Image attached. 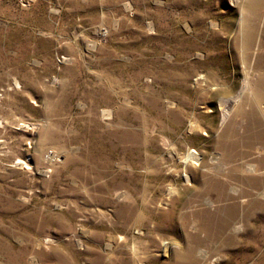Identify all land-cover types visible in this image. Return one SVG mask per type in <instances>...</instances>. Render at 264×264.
<instances>
[{
  "label": "rangeland",
  "instance_id": "374dc122",
  "mask_svg": "<svg viewBox=\"0 0 264 264\" xmlns=\"http://www.w3.org/2000/svg\"><path fill=\"white\" fill-rule=\"evenodd\" d=\"M263 115L264 0H0V264H264Z\"/></svg>",
  "mask_w": 264,
  "mask_h": 264
},
{
  "label": "bare ground",
  "instance_id": "6f19581e",
  "mask_svg": "<svg viewBox=\"0 0 264 264\" xmlns=\"http://www.w3.org/2000/svg\"><path fill=\"white\" fill-rule=\"evenodd\" d=\"M256 6L257 7H259V3L258 2H256ZM242 8H243V5L241 6V8H240V22H241V20H242V18H243V10H242ZM247 79L246 78H244V80H243V82H242V87H241V91H242V89L245 87V86H247ZM223 106V105H222ZM106 114V113H105ZM264 116V115H263Z\"/></svg>",
  "mask_w": 264,
  "mask_h": 264
}]
</instances>
